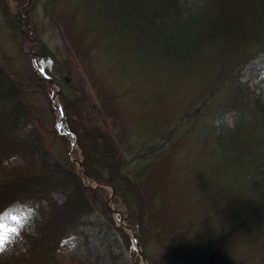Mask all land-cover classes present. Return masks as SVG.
Listing matches in <instances>:
<instances>
[{"label":"trees","instance_id":"16d2710c","mask_svg":"<svg viewBox=\"0 0 264 264\" xmlns=\"http://www.w3.org/2000/svg\"><path fill=\"white\" fill-rule=\"evenodd\" d=\"M176 1H85L88 13H95L94 15L99 18L104 17V20H108L104 29L100 30L110 33L117 31L119 35L122 34L121 37L125 33L135 35L134 38H137L135 42H139L141 47L144 46L143 50L145 49V53L151 56V62L145 63L146 68L151 69L150 66L155 65L157 69H160L163 63L166 65L172 63L180 65L182 75L187 74L188 76V82L194 79L199 86L203 87V91L196 92V97L192 98L189 94L191 90L190 83H188L189 90L187 95L178 103L172 105L171 108L164 107V114L162 109L153 114L151 113L152 110H148L144 114L145 109L141 113L136 111L134 115L135 110L131 109L136 108L132 104L134 103L132 100H135V96L131 94L133 90L126 91L125 95L128 98L123 102L121 101L122 95L118 94L117 88L115 90L110 89L109 87L112 84L109 86L106 80L104 82L96 75V78L94 77L95 80L91 77V82L95 83L99 88L101 87L99 89L101 92L98 90V93H101L104 99L101 97L102 102L94 101L89 104L88 91L74 82L71 60L67 57L60 60L59 62L62 61L61 65L57 56L53 55L54 52L40 38V33L35 27L36 24L31 19L28 21V18H22V14L30 13L31 15L35 0H0V18L5 21L7 29L12 32L11 37L13 39L16 38V42L22 46L25 45L29 52H33V49L36 50L38 55H34L42 56L44 59L51 61L47 72L54 80L60 83L61 91L59 97L63 107V124L69 132L76 136V144L77 146L80 145L83 150V166L89 175L98 182H107L114 187V201L117 204L121 202L124 204L126 220L133 228L138 230L139 241L144 247L143 255L147 261L154 262V264H264V104H262V95L255 93L250 85V80H246L247 82L243 80V70L250 64V61L256 57L264 58V0ZM11 2H16L12 8L10 7ZM142 8L145 9L143 10ZM110 25H113L115 30H111ZM92 28L95 32V27ZM59 31L62 34L60 26ZM81 36L82 34L76 35V42L74 43L84 54V60L87 58L88 52L91 50L94 52V44L100 41H93L94 44L92 42L90 49H87L82 44V40L79 39ZM21 39L22 41H20ZM78 39L79 41L77 42ZM36 45L38 48H35ZM133 48L132 50L134 51L135 47ZM118 49V51L113 49V52L117 53H112L110 55L111 58H104L106 65L113 59L115 60V58L118 60L121 56L119 52L122 49L129 50L128 46L123 48L121 46ZM133 51L129 50L128 52L137 57ZM37 56L35 57L37 58ZM95 58L97 57H90L91 60ZM121 58L123 57L121 56ZM137 58L141 60L139 56ZM5 59L7 65L5 64L4 66V63L0 62V118L3 119L5 117L2 122L7 131L2 130L1 126L0 167H3L4 163L18 155L27 157L33 156V154L38 152L41 154L48 152V147L42 143L44 139H41L39 132L34 131L25 134L26 136L19 135L21 131H24L25 122L28 119L31 120L30 117H32L33 111L32 107L24 101L19 92H22L24 87L27 89V82L31 79L26 81L24 74L13 73L11 59L8 57H5ZM230 59L233 61L232 63H230ZM130 61L126 59V62ZM137 61L134 62L136 70L130 63L124 64V68L125 70L128 69L133 77L132 83L138 84L137 87L141 89L142 74L141 71H137L141 66ZM213 62L214 65H212ZM120 64L122 65L121 62L114 63L118 72L123 69L121 66L119 67ZM141 64L144 65L143 60ZM222 64L224 72H221ZM215 66L217 69L219 67L220 71H218L219 69L216 70ZM231 68L232 71H230ZM240 71L241 73H239ZM103 77L105 78V76ZM45 82L49 84L50 81L46 80ZM191 83L195 84L194 82ZM106 86L108 88H105ZM64 88L67 92H65ZM192 88L194 89V85H192ZM106 89L110 91L108 92ZM111 91L114 93L112 94ZM158 102H154L156 107ZM70 105H73L74 109ZM186 106H190L191 109ZM76 108L78 110L82 109L79 114L76 113ZM172 108L174 109L172 110ZM182 108H184V111H181ZM109 109H113L114 113L118 114V117L115 115L109 118L108 114H106ZM157 109H160V107L158 106ZM164 109H169V112ZM170 110H172L171 113ZM127 112L129 116L125 114ZM227 112H235L234 121L236 124L233 126L217 124V118H221ZM74 114L80 115L79 118L73 119ZM175 114L179 116L176 120L174 118ZM197 118L201 119L198 120ZM109 119H111L110 124L116 127L114 130L109 127V124L108 126L106 124ZM98 121L99 123H97ZM239 121L241 125L238 123ZM187 124L192 126L188 127ZM150 127L152 128L150 129ZM118 128L119 133L115 134ZM193 129L195 130L193 131ZM60 135L67 138L69 134L60 133ZM132 135L134 138H132ZM191 136L193 137L191 138ZM139 137L140 139H138ZM68 146H71L70 140ZM139 146L140 148H138ZM40 153H38V156H40ZM218 154L220 157H218ZM127 157H130L131 161ZM190 157L195 160L200 159L204 166L203 168L208 169L215 179V183H211V187L206 186V195L210 189H213L216 191V195L220 197L221 204H223L222 208L220 207V211L218 210L219 207H217L218 209H215L214 212H212L211 205L208 204L206 210L210 209V212L203 217L201 216L202 218L199 220L195 219V216L199 213L202 214V211L184 212L186 205L190 201H194L190 198L201 194L203 191L201 184H204L203 181L200 184L197 183L192 189L189 185L184 184L185 181H191L192 177L191 174H188L189 176L187 174L184 175L185 165L181 162L189 160ZM33 164L36 163L33 162ZM74 170L73 164L64 172L56 170V173L50 172L46 168L44 171L40 169L35 172L36 182L28 180L31 177L30 175L17 179L12 178L9 173L0 176V225L6 223L11 225V217L18 210H37L41 217L36 221L34 235L26 233L28 237L26 239L27 248L23 253L15 257V262L21 260V264H40V261L42 262L43 259L52 257L51 253L60 249L59 247L63 240L78 234L82 219H79L77 213L65 218L64 226L60 221H56V218H60L55 215L54 209L57 205L52 204L49 207L51 203L50 193L55 191L57 186L65 183H67V186H65L66 189L64 190L69 192V196L81 203L84 202L79 192L82 189H91L86 188L82 184V180L75 175ZM45 172L48 173L49 177H46L48 179L44 181ZM176 174L182 175L178 176ZM171 175L173 176L171 177ZM231 176L238 182L232 187L225 183L227 177L232 179ZM174 180L181 184L173 189L172 184L176 183ZM199 190L200 192H196ZM184 193L187 196L183 206L180 202ZM227 197H229L228 200ZM221 199L225 203H231V207L234 206L233 208L230 207L231 209L229 210L231 212L223 208L225 203ZM97 201L95 202L96 204ZM100 201L97 204V208L105 212L106 201ZM46 206L49 209L47 211L45 210ZM100 210L99 212H101ZM217 217H220V225L218 224L213 228L204 226L207 222L210 223V219L207 218L217 219ZM223 218H226L225 221ZM193 225H195L194 228ZM214 228L217 229L212 230ZM195 230L198 232L196 233ZM173 244L175 245L174 247ZM129 245L130 247L132 245L131 239ZM168 249L170 250L168 251ZM0 255V264H7L8 258L2 256L1 253ZM169 255L170 257H168Z\"/></svg>","mask_w":264,"mask_h":264},{"label":"rangeland","instance_id":"374dc122","mask_svg":"<svg viewBox=\"0 0 264 264\" xmlns=\"http://www.w3.org/2000/svg\"><path fill=\"white\" fill-rule=\"evenodd\" d=\"M85 1L86 0H35L34 7L31 10L32 11L31 15L30 13H25V14H22V18L24 19L25 17V18H28V20L33 19L32 21L33 23L36 24L35 27L38 29L40 33V36H41L40 38L42 39L43 42H45L48 45L49 49L52 52L55 51L53 55H56L59 61L63 60L66 57L69 58L71 62L73 60L71 64V69H72V72L74 71L73 78H76L74 79V82L79 86L80 84H82V87L86 91H88V93L90 91V95L88 96L89 103H92L94 101H100L99 97L101 98V95H99L98 93V90L100 88L91 82V76L94 77L95 75L98 77L101 76L100 78L102 81L106 79L107 83H109V86L111 82L112 85L109 88L112 90H115L117 88L118 92H120L119 94L122 95L121 101L125 99L127 100L128 98L125 95L126 94L125 90L126 91L133 90L134 93L132 92L131 94L132 96H135V100L133 102H134V105H136L135 107L137 109L135 108L136 109L135 111L137 112H141L142 110H145V109H146L145 112H147L148 110L153 111L156 107L154 104L155 101H160L157 104L158 106L163 104L162 105L163 107L159 106L160 107L159 110L161 109L163 110L164 107H167V108L171 107L173 103H174L173 105H175L176 103L179 102V100H182L187 95L188 90H189L188 83H190L191 90L189 94L190 96H192V98L196 97V92L203 91V87L199 86L198 83L194 81V79L188 82L187 74L182 75L180 67L176 64H172V65L169 64L168 66L164 64L162 65L160 70L157 69L155 65H151L150 66L151 69L146 68L145 63L151 62L150 61L151 56L145 53L140 43L134 42L135 41V38L133 37L134 34L125 33L123 37H121L122 34L119 35L117 31L109 33L108 31L100 30V29H104V27L107 24L106 22H108V20L107 21L104 20L103 19L104 17L99 18L98 16L94 15L95 13H88L86 11L87 5ZM14 3L16 2H11L10 4L11 8L13 7ZM65 12H69V13H65ZM5 24H6L5 21L0 18V45H1L0 46V50H1L0 51V56H1L0 62L5 63V60H6L5 57L10 58L11 59L10 62L12 63V66H13L12 72L18 73L19 75L24 74L26 81L27 79H31L27 82L28 83L27 89L24 87L22 89L21 94H22V97L23 95H25L23 97L24 101H26V103L33 109L32 117H31V121L30 119H28L29 121L27 120V122H25V127L23 129L24 131H21L20 132L21 134L19 135L22 136V135H25L26 133L29 134L34 131L41 133V136H43L42 138L44 139L45 144L48 147V152L44 154H40V156H38L39 155L38 153L40 152L33 154V156H27V157H22V155H18L17 157L8 160L7 163H4L3 167H0V176L5 173L6 174L9 173V175H11L12 178L17 179L20 177L25 178L27 175H30L31 177H29L28 180L36 182L35 172H38L40 169L44 171L46 168V170H49L50 172H56V173H57L56 170L64 172L66 169L71 167V164H73L74 169H75L74 170L75 175L80 177V179L82 180V184L86 188H90L92 190L91 191V190L82 189V191L79 192L81 197L84 199V202L82 203L77 201L73 197L71 198V196H69V192L64 190L66 189L65 186H67V183L61 186H57L55 191L50 193L51 203L49 204V207L52 204H56L57 206L54 209L55 215L60 217V218H56V221H60L65 226V220H66L65 218L70 217L74 215L75 213H77L79 219H82V224L79 226L78 234H74L66 238L65 240H63L62 244H60V247H59L60 249L56 250L55 252H52L51 253L53 255L52 257L50 258L47 257L43 259L42 262L40 261V264H154V262H149V261L145 262L142 260L141 253L143 254L144 247H142L139 241L138 230L133 228V226H131L129 222L126 220V215L124 214V209H125L124 204L122 202L117 204L116 201H114L115 199L114 187L110 183H107V182L100 183L96 179H94L91 175H89V173L86 171L85 167L83 166L84 164L83 163L84 161L83 150L79 145L77 146V144L74 142L75 141L74 135H73V138L70 135H68L67 138L66 137L63 138L59 136L60 126H61L60 117H61V114L63 113V109H62L63 107H62L60 97H59L61 87L59 84H57L55 80L52 82H49V84L46 83L45 82L46 78L43 77L44 73L36 72L35 70L36 68L35 64H37V66L40 68L39 70L43 69L44 72L48 74L47 70L51 65V61L49 59H44L42 56H37L38 52L36 50H33V52L30 51L31 52L30 53L27 50L25 45H23L24 46L23 47L21 44H18V42H16L15 39L11 37L12 32L7 29ZM59 26L62 28V34L59 31ZM92 27H95V32ZM110 29L115 30L113 25L112 26L110 25ZM86 30H88L87 33H86ZM83 31L84 33H82ZM81 33L85 35L84 37L81 36L82 44L85 43L83 45H85L87 48L90 47L93 41H97L98 40L97 38H99L98 41L100 42L104 41L103 44L99 42L100 46H98V44L94 45L95 47L94 52L96 54L91 50L92 51L91 54L92 53L93 54L89 55L90 52H88V56L86 55L89 58L95 55L97 57L95 58L96 61L95 59L91 60L88 58L83 60L84 55L82 51L80 50L79 47L76 48L77 46L73 44L75 40V36ZM88 37H91V38H88ZM129 39H132V40L129 41ZM84 41H87V42L89 41L90 43H87ZM118 41L120 42L122 41V42L120 43ZM111 42L113 43V45ZM109 43L111 44L109 45ZM101 44H102V47L104 46L103 48L101 47ZM66 46L70 47V49L67 48ZM116 46L117 48L121 46L122 47L128 46V49L131 51L133 47H135V51L136 49L137 50L139 49L138 51L136 52L133 51V52L136 54L137 52L140 51L136 55L141 56V59L144 58L143 59L144 65L141 64L142 60H139L135 55H131L129 54L128 51H125V50H121L120 52V55L122 57L124 56L123 60H119L120 58L119 57L118 60L116 61L113 60L114 62L111 61L109 64L106 65L104 59L102 58H106L107 56L109 57L113 53V49H117L115 48ZM105 47L107 48L108 53H106V49H104ZM109 51L112 53H110ZM68 53L70 55H67ZM34 54H37V55H34ZM35 56H37L36 59H34ZM98 58L102 59V61L98 60ZM126 59H129L131 61L126 62ZM120 61H122L121 63L123 65V69L121 70L120 74H118L119 72L116 70L114 63L120 62ZM135 61L140 63V66H141L137 69V71L138 72L141 71V74L143 77L141 78L142 80L141 89L142 90L137 87L138 84L132 83V81L134 80L133 77L130 75L128 69L126 68L127 70H125L124 68V64L132 63L131 65L135 69V63H134ZM88 62H91V64L93 63L94 64L89 65L90 63L88 64ZM97 62L100 65L101 64L102 65L100 66ZM98 65L100 68L97 67ZM101 68L103 69L101 70ZM89 69L92 71V73L94 74L96 72L97 73L94 75L89 71ZM108 69H111V70H108ZM107 71H110V72L112 71V72L110 73ZM113 71L115 74L113 73ZM122 72H124V74H122ZM164 72L166 73L163 74ZM113 74H114L115 79L112 78ZM103 76H105V78ZM263 76H264V58L263 57H256L243 70V80L246 81L251 78L250 85L252 86V89H254L257 95H262V101L264 104V77ZM80 77H82V79ZM107 77H109L110 79ZM113 79H114V82H113ZM151 81L154 83H152ZM191 82H194L195 84ZM113 84H115L116 86ZM192 85H194V89L196 88L195 90L192 88ZM186 86H188V88H186ZM163 87L164 89H161ZM151 88L154 90L152 91ZM107 91L109 92L110 90L108 89ZM156 91L159 92L160 94L157 93ZM161 92L163 93V95ZM146 93H148L149 96ZM145 94L147 95V97H143L145 96ZM123 95L125 96V99ZM197 95H199V93H197ZM50 102L52 103L50 104ZM142 104L145 106H143ZM70 106L72 109H74L73 105H70ZM147 106H149L150 109L148 107V110H147ZM159 110L155 109L154 112L159 111ZM168 110L169 109H166V111ZM172 110L170 112H172ZM79 112H81V109L76 111L77 114H79ZM154 112H152V114ZM77 114H74L73 119L79 118ZM106 114H108L109 118L115 115H117L118 117V114L114 113L113 109L107 110ZM34 115H35V118H34ZM233 116H235V112H227L221 118H217V121H218L217 123L233 126L235 124ZM174 117L178 118V114H175ZM4 118L3 119L0 118V129L2 126V130L7 131V128L3 126V122H2ZM110 123H111V119H109V121L106 124L107 126L109 124V127L114 130L116 127L114 125H111ZM54 128L56 129V131ZM48 130L51 131L52 133L49 132ZM6 131H3V132H6ZM118 131H119V128L115 134H118L119 133ZM46 133L49 135H46ZM69 140H70L71 146L73 147L68 146ZM33 162H35L36 164H33ZM181 163L185 165L184 170H183L185 172L184 175L191 174V177H192L191 181L189 182L185 181L184 184H186L187 186L189 185V187L192 189L195 183L200 184L201 181L204 182V184H201L203 191L201 192L200 195L193 196L190 198V199H194V201H190L192 202V204L189 202L188 203L189 205L188 204L186 205L184 212L192 213L195 211H202L203 212L202 214L199 213L195 216V219L199 220L205 214H208L210 212V209L206 210V206L208 205L209 202H210L209 205H211L212 207V212H214L217 207H219V211H220V207H222L221 206L222 204L219 202L220 197L216 195V191H214L213 189H210L211 191L209 190L210 192H208L209 195L208 194H207L208 196L206 195L205 187L206 186L211 187L212 186L211 183H215L214 182L215 179L213 175L210 173V171L206 168H203L204 166L200 162V159L195 160L193 157H190L189 160H185ZM45 174H46L45 178H43L44 181L48 179L46 177H49L48 173L45 172ZM231 177L232 179L227 177L225 179V183H228L232 187L233 185L235 186L238 182L233 178V176ZM180 184H181L180 182L173 183L172 188L174 189ZM186 196L187 195L185 193L181 196L180 203L183 204V206L185 203ZM95 200L96 201L98 200L97 204L101 202L100 200L106 201L105 212H102L99 208H97V204L95 203L96 202ZM222 202L225 203L224 201ZM230 207L231 206L229 203H226L223 206L224 209H227V211L231 212V210H229ZM98 209L101 212H99ZM45 210L46 211L49 210L48 206L45 207ZM40 218L41 217L39 216V212L37 210L18 211L11 217V225H8L7 223L4 225H0V249H2L0 250V253L2 254V256H6L8 258L7 264H17V262L18 264L22 263L21 260H17V262H15V257L23 253L24 250H26L27 248L26 239L28 238L26 233H29V234L35 233V229H36L35 224H36V221L39 220ZM207 219H210V223L207 222L206 225L212 228L217 226L218 224L220 225L221 223L220 217H217V219L215 218H207ZM217 228H214L212 230H216ZM134 235H136L138 239L137 249L135 247L136 240L133 241V238H132V237L135 238ZM130 239L132 241L131 247L129 245ZM140 249H142L141 252L139 251Z\"/></svg>","mask_w":264,"mask_h":264},{"label":"bare ground","instance_id":"6f19581e","mask_svg":"<svg viewBox=\"0 0 264 264\" xmlns=\"http://www.w3.org/2000/svg\"><path fill=\"white\" fill-rule=\"evenodd\" d=\"M175 1H176V0H175ZM184 1H186V0H184ZM176 2H177V1H176ZM179 2H180V1H179ZM179 2H178V3H179ZM181 2H182V1H181ZM188 2H189V1H188ZM77 3H78V2H77ZM144 3H145V2H144ZM191 3H192V2H191ZM13 5H14V4H13ZM140 5H141V4H140ZM175 5H176V3H175ZM182 5H183V4H182ZM183 6H184V5H183ZM129 7H130V5H129ZM145 7H146V6H145ZM180 7H182V6H180ZM69 8H70V7H69ZM147 8H148V7H147ZM176 8H179V7H176ZM187 8H188V6H187ZM27 9H28V8H27ZM65 9H66V7H65ZM142 9L144 10L145 8H142ZM142 9H140V10H142ZM157 9H158V8H157ZM181 9H182V8H181ZM183 9H184V8H183ZM28 11H29V10H28ZM67 11H68V10H67ZM69 11H70V10H69ZM183 11H184V10H183ZM185 11H186V10H185ZM171 12H173V11H171ZM175 12H176V11H175ZM65 13H69V12H65ZM176 13H177V12H176ZM14 14H15V13H14ZM16 15H17V14H16ZM76 15H77V14H76ZM146 15H147V14H146ZM144 16H145V15H144ZM155 16H156V15H155ZM176 16L178 17V15H176ZM173 17H174V16H173ZM17 18H18V17H17ZM20 18H21V17H20ZM66 18H68V17H66ZM135 19H136V18H135ZM181 19H182V18H181ZM27 20H28V19H27ZM32 20H33V19H32ZM65 20H66V19H65ZM77 20H78V19H77ZM178 20H179V19H178ZM28 21H29V20H28ZM81 21H82V20H81ZM75 22H77V21H75ZM136 22H137V21H136ZM14 23H15V22H14ZM139 23H140V22H139ZM82 24H83V23H82ZM84 25H85V24H84ZM89 25H90V24H89ZM82 26H83V25H82ZM79 28H80V27H79ZM79 28H78V29H79ZM89 28H90V27H89ZM69 29H70V28H69ZM72 29H73V28H72ZM74 29H75V27H74ZM90 29H91V28H90ZM17 30H18V29H17ZM82 30H83V29H82ZM88 30H89V29H88ZM88 30H86V33H87ZM121 30H122V29H121ZM80 31H81V30H80ZM13 32H14V31H13ZM15 32H16V31H15ZM34 32H35V31H34ZM72 32H73V31H72ZM74 32H76V31H74ZM77 33H78V32H77ZM79 33H80V32H79ZM82 33H84V31H83ZM82 33H81V34H82ZM109 33H110V32H109ZM16 34H17V33H16ZM35 34H36V33H35ZM81 34H80V35H81ZM113 34H115V33H113ZM13 35H14V34H13ZM115 35H117V34H115ZM29 36H30V35H29ZM35 36L38 37L37 35H35ZM73 36H75V35H73ZM77 36H78V35H77ZM82 36L84 37L85 35L82 34ZM89 36H90V35H89ZM111 36H112V35H111ZM111 36H110V37H111ZM17 37H18V36H17ZM19 37H20V36H19ZM79 37H80V36H79ZM86 37H87V36H86ZM96 37H97V36H96ZM133 37H135V35H134ZM158 37H159V36H158ZM75 38H76V37H75ZM88 38H91V37H88ZM104 38H105V37H104ZM130 38H131V37H130ZM138 38H139V37H138ZM15 39H16V38H15ZM17 39H18V38H17ZM62 39H63V38H62ZM79 39H81V38H79ZM79 39L77 40V42L79 41ZM82 39H84V38H82ZM97 39L99 40V38H97ZM108 39H109V38H108ZM111 39H112V38H111ZM111 39H110V40H111ZM90 40H91V39H90ZM98 40H97V41H98ZM105 40H106V39H105ZM131 40H132V39H129V41H131ZM135 40H137V38H135ZM20 41H22V39H21ZM68 41H69V39H68ZM71 41H72V40H71ZM80 41H81V40H80ZM102 41H103V40H102ZM24 42H25V41H24ZM31 42H32V41H31ZM74 42H76V41L74 40ZM84 42H87V41H84ZM103 42H104V41H103ZM118 42H120V41H118ZM121 42H122V41H121ZM121 42H120V43H121ZM132 42H133V41H132ZM134 42H135V41H134ZM21 43H22V42H21ZM28 43H29V42H28ZM32 43H33V42H32ZM87 43H90V42L88 41ZM96 43H97L98 46H99V44H100L101 42H100V43L96 42ZM111 43H112V42H111ZM111 43H109V45H110ZM120 43H119V44H120ZM138 43H139V42H138ZM18 44H19V43H18ZM24 44H25V43H24ZM65 44H66V43H65ZM65 44H64V45H65ZM69 44H70V43H69ZM73 44H75V43H73ZM78 44H79V43H78ZM78 44H77V45H78ZM83 44H85V43H83ZM93 44H94V42H93ZM102 44H103V43H102ZM102 44H101V47H102ZM129 44H130V43H129ZM132 44H133V43H132ZM132 44H131V45H132ZM71 45H72V44H71ZM75 45H76V44H75ZM94 45H95V44H94ZM112 45H113V43H112ZM134 45H135V44H134ZM152 45H153V44H152ZM0 46H1V45H0ZM20 46H21V45H20ZM33 46H34V45H33ZM38 46H39V45H38ZM69 46H70V45H69ZM78 46H79V45H78ZM118 46H119V45H118ZM136 46H137V45H136ZM149 46H150V45H149ZM2 47H3V46H2ZM23 47H24V46H23ZM31 47H32V46H31ZM36 47H37V45L35 46V48H36ZM66 47H67V46H66ZM72 47H73V46H72ZM91 47H92V46H91ZM101 47H100V48H101ZM103 47H104V46H103ZM103 47H102V48H103ZM139 47H140V46H139ZM143 47H144V46H143ZM143 47H142V48H143ZM37 48H38V47H37ZM50 48H51V47H50ZM76 48H78V47H76ZM76 48H75V49H76ZM94 48H95V47H94ZM96 48H98V47H96ZM102 48H101V49H102ZM109 48H110V47H109ZM109 48H108V49H109ZM115 48H117V46H116ZM118 48H120V47H118ZM118 48H117V49H118ZM122 48H123V47H122ZM129 48H130V47H129ZM151 48H152V47H151ZM69 49H70V48H69ZM71 49H72V48H71ZM87 49H88V48H87ZM89 49H90V48H89ZM104 49H106V53H108V52H107V48L105 47ZM117 49H115L114 51H118V50H119V49H118V50H117ZM130 49H131V48H130ZM133 49H134V48H133ZM149 49H150V48H149ZM152 49H153V48H152ZM33 50H34V49H33ZM40 50H41V49H40ZM42 50H43V49H42ZM83 50L86 51L85 49H83ZM96 50H98V49H96ZM109 50H110V49H109ZM122 50H123V49H122ZM138 50H139V49H138ZM138 50L136 49V51H138ZM144 50H145V49H144ZM146 50H147V49H146ZM0 51H1V50H0ZM48 51H49V50H48ZM69 51H70V50H69ZM125 51H127V50L125 49ZM128 51H129V50H128ZM132 51H133V50H132ZM134 51H135V50H134ZM39 52H40V51H39ZM41 52H43V51H41ZM54 52H55V51H54ZM71 52H72V51H71ZM86 52H87V51H86ZM109 52H110V51H109ZM120 52H121V51H120ZM120 52H119V54H120ZM139 52H140V51H139ZM139 52H137V53H139ZM141 52H142V51H141ZM152 52H153V51H152ZM160 52H161V51H160ZM43 53H44V52H43ZM47 53H48V52H47ZM94 53H95V52H94ZM102 53H103V52H102ZM110 53H112V52H110ZM115 53H117V52H115ZM115 53L113 52V54H115ZM137 53H136V54H137ZM148 53H149V51H148ZM150 53H151V52H150ZM68 54H69V53H68ZM92 54H93V53H92ZM92 54H91V51H90L89 55H92ZM95 54H96V53H95ZM125 54H126V52H125ZM130 54H132V53H130ZM133 54H134V53H133ZM144 54H145V53H144ZM51 55H52V54H51ZM62 55H63V54H62ZM69 55H70V54H69ZM83 55H84V54H83ZM103 55H104V54H103ZM108 55H109V54H108ZM117 55H118V54H117ZM244 55H245V54H244ZM246 55H247V54H246ZM251 55H252V54H251ZM251 55H250V56H251ZM46 56H47V55H46ZM87 56H88V55H87ZM87 56H86V57H87ZM93 56H95V55H93ZM93 56H92V58H93ZM97 56H98V55H97ZM104 56H105V55H104ZM118 56H120V55H118ZM161 56H162V55H161ZM0 57H1V56H0ZM101 57H103V56H101ZM107 57H108V56H107ZM109 57H110V56H109ZM112 57H113V56H112ZM116 57H117V56H116ZM128 57H129V56H128ZM132 57H133V56H132ZM132 57H131V58H132ZM137 57H138V56H137ZM139 57L141 58V56H139ZM146 57H147V56H146ZM246 57H247V56H246ZM87 58L90 59L89 57H87ZM110 58H111V57H110ZM114 58H115V56H114ZM117 58H118V57H117ZM120 58H121V56H120ZM120 58H119V60H123L124 56H123L122 59H120ZM125 58H126V57H125ZM129 58H130V57H129ZM172 58H173V57H172ZM102 59H104V58H102ZM102 59H99V58H98V60H100V61H101ZM135 59H136V58H135ZM138 59H139V58H138ZM143 59H144V58H142L141 60H143ZM173 59H174V58H173ZM243 59H245V58H243ZM84 60H85V59H84ZM98 60H97V61H98ZM107 60H108V59H107ZM107 60H106V61H107ZM113 60H114V59H113ZM115 60H116V59H115ZM124 60H125V59H124ZM154 60H155V59H154ZM154 60H153V61H154ZM184 60H185V59H184ZM240 60H241V59H240ZM240 60H239V61H240ZM29 61H30V60H29ZM54 61H55V60H54ZM95 61H96V59H95ZM110 61H111V60H110ZM127 61H128V59H127ZM8 62H9V60H8ZM58 62H59V60H58ZM61 62H62V61H61ZM61 62H59V63H61ZM64 62H65V61H64ZM69 62H70V61H69ZM72 62H73V60H72ZM93 62H94V61H93ZM98 62H99V61H98ZM98 62H97V63H98ZM107 62H108V61H107ZM113 62H114V61H113ZM120 62H122V61H120ZM158 62H159V59H158ZM169 62H170V61H169ZM202 62H203V60H202ZM223 62H224V61H223ZM232 62H233V61H231V59H230V63H232ZM240 62H241V61H240ZM250 62H251V61H250ZM30 63H31V62H30ZM56 63H57V62H56ZM89 63H90V64H89ZM95 63H96V62H95ZM155 63H157V62H155ZM181 63H182V62H181ZM181 63H180V64H181ZM184 63H185V62H184ZM207 63H208V62H207ZM210 63H211V62H210ZM217 63H218V62H217ZM219 63L221 64V62H219ZM230 63H229V64H230ZM241 63H242V62H241ZM246 63H247V62H246ZM68 64H70V63H68ZM88 64L91 65V62H88ZM93 64H94V63H93ZM93 64H92V65H93ZM98 64H99V63H98ZM105 64H106V63H105ZM130 64H132V63H130ZM158 64H159V63H158ZM172 64H173V63H172ZM172 64H171V65H172ZM61 65H62V63H61ZM82 65H83V64H82ZM89 65H88V66H89ZM99 65H100V64H99ZM99 65H98L97 67H99ZM101 65H102V64H101ZM101 65H100V66H101ZM162 65H164V63H163ZM209 65H210V64H209ZM209 65H207V66H209ZM212 65H214V62L212 63ZM227 65H228V63H227ZM227 65H226V66H227ZM4 66H5V63H4ZM66 66H68V65H66ZM120 66L123 68V66H122L121 64L119 65V67H120ZM167 66H168V65H167ZM179 66H180V65H179ZM218 66H220V65L218 64ZM229 66H230V65H229ZM232 66H233V65H232ZM232 66H231V67H232ZM235 66H236V65H235ZM1 67H2V66H1ZM6 67H7V66H6ZM14 67H15V66H14ZM57 67H58V65H57ZM82 67H84V66H82ZM95 67H96V66H95ZM95 67H94V68H95ZM102 67H103V66H102ZM115 67H116V66H115ZM119 67H117V68H119ZM130 67H131V66H130ZM158 67H159V66H158ZM160 67H162V66H160ZM160 67H159V68H160ZM209 67H210V66H209ZM212 67H214V66H212ZM215 67H216V66H215ZM99 68H100V67H99ZM108 68H110V67H108ZM111 68H112V67H111ZM203 68H204V67H203ZM205 68H206V67H205ZM223 68H224V67H223V64H222V70H221V72H224V71H223ZM228 68H229V67H228ZM233 68H234V67H233ZM9 69H10V68H9ZM35 69H36V68H35ZM54 69H55V68H54ZM60 69H61V68H60ZM102 69H103V68H101V70H102ZM112 69H113V68H112ZM155 69H156V68H155ZM167 69H168V68H167ZM171 69H172V68H171ZM206 69H207V68H206ZM211 69H212V68H211ZM218 69H219V70H218ZM218 69H217V67H216V70L220 71V68H219V67H218ZM240 69H241V68H240ZM58 70H59V69H58ZM81 70H82V69H81ZM108 70H111V69H108ZM116 70H117V69H116ZM121 70H122V69H121ZM159 70H160V69H159ZM161 70H162V69H161ZM12 71H13V70H12ZM14 71H15V70H14ZM47 71H48V70H47ZM54 71H55V70H54ZM56 71H57V70H56ZM71 71H72V70H71ZM82 71H83V70H82ZM87 71H88V70H87ZM89 71L92 73V71H91L90 69H89ZM98 71H99V70H98ZM105 71H106V70H105ZM105 71H104V72H105ZM119 71H120V70H119ZM123 71H124V70H123ZM163 71H164V70H163ZM230 71H232V68H231ZM7 72H8V71H7ZM23 72H24V71H23ZM28 72H29V71H28ZM30 72H31V71H30ZM65 72H67V71L65 70ZM107 72H110V71H107ZM111 72H112V71H111ZM111 72H110V73H111ZM116 72H117V71H116ZM120 72H121V71H120ZM120 72H119L118 74H120ZM149 72H150V71H149ZM151 72H152V71H151ZM156 72H157V71H156ZM168 72H169V71H168ZM172 72H173V71H172ZM204 72H205V71H204ZM225 72H226V71H225ZM13 73H14V72H13ZM32 73H33V72H32ZM63 73H64V72H63ZM67 73H68V72H67ZM73 73H74V71H73ZM88 73H89V72H88ZM96 73H97V72H96ZM96 73H95V74H96ZM105 73H106V72H105ZM113 73H114V71H113ZM165 73H166V72H164L163 74H165ZM226 73H227V72H226ZM228 73H229V72H228ZM239 73H241V71H240ZM56 74H58V73H56ZM85 74H86V73H85ZM92 74H94V73H92ZM95 74H94V75H95ZM107 74H108V73H107ZM114 74H115V73H114ZM114 74H113V77H112V78H114ZM122 74H124V72H122ZM169 74H170V73H169ZM236 74H237V73H236ZM7 75H8V74H7ZM7 75H5V76H7ZM63 75H64V74H63ZM72 75H74V74H72ZM79 75H80V74H79ZM104 75H105V74H104ZM140 75H141V74H140ZM143 75H144V74H143ZM257 75H258V74H257ZM261 75H262V74H261ZM10 76H11V75H10ZM61 76H62V75H61ZM80 76H81V75H80ZM87 76H88V75H87ZM99 76H100V75H99ZM107 76H108V75H107ZM109 76H110V75H109ZM115 76H117V75H115ZM173 76H174V74H173ZM251 76H252V75H251ZM35 77H36V76H35ZM43 77H44V76H43ZM59 77H60V75H59ZM84 77H85V76H84ZM91 77H92V76H91ZM94 77H95V76H94ZM94 77H93V79H94ZM100 77H101V76H100ZM263 77H264V76H263ZM10 78H11V77H10ZM55 78H57V77H55ZM78 78H79V77H78ZM80 78L82 79V77H80ZM95 78H96V77H95ZM98 78H99V77H98ZM98 78H97V79H98ZM107 78H109V77H107ZM119 78H121V77H119ZM135 78H136V77H135ZM141 78H142V76H141ZM164 78H165V77H164ZM259 78H260V77H259ZM63 79H64V78H63ZM74 79H76V78H74ZM83 79H84V78H83ZM91 79H92V78H91ZM109 79H110V78H109ZM114 79H115V78H114ZM114 79H113V82H114ZM250 79H251V78H250ZM250 79H249V80H250ZM57 80H58V79H57ZM87 80H88V79H87ZM94 80H95V79H94ZM105 80H106V79H104V82L107 81V80H106V81H105ZM118 80H120V79H118ZM108 81H109V80H108ZM121 81H122V80H121ZM164 81H165V79H164ZM260 81H261V80H260ZM63 82H64V81H63ZM77 82H78V81H77ZM84 82H85V81H84ZM94 82H95V81H94ZM100 82H101V81H100ZM117 82H118V81H117ZM151 82H152V81H151ZM245 82H247V81H245ZM250 82H251V81H250ZM67 83H68V82H67ZM86 83H87V81H86ZM152 83H154V82H152ZM155 83H156V82H155ZM163 83H164V82H163ZM165 83H167V82H165ZM27 84H28V83H27ZM58 84L60 85V83H58ZM89 84H90V83H89ZM94 84H95V83H94ZM108 84H109V83H108ZM110 84H112V83L110 82ZM145 84H147V83H145ZM16 85H17V84H16ZM46 85H47V84H46ZM53 85H54V83H53ZM95 85H96V84H95ZM97 85H98V83H97ZM106 85H107V84H106ZM113 85H115V84H113ZM123 85H124V83H123ZM115 86H116V85H115ZM115 86H113V87H115ZM139 86H141V85H139ZM154 86H155V84H154ZM160 86H161V85H160ZM255 86H256V85H255ZM64 87H65V86H64ZM78 87H79V86H78ZM80 87L83 88V87H82V84H80ZM91 87H92V86H91ZM141 87H142V86H141ZM148 87H150V86H148ZM151 87H152V86H151ZM244 87H245V86H244ZM29 88H30V87H29ZM76 88H77V87H76ZM100 88H101V87H100ZM105 88H108V87L106 86ZM186 88H188V86H186ZM43 89H44V88H43ZM45 89H46V88H45ZM64 89H65V88H64ZM86 89H87V88H86ZM92 89H93V88H92ZM120 89H121V88H120ZM161 89H164V87L161 88ZM190 89H191V88H190ZM195 89H196V88H195ZM195 89H194V90H195ZM38 90H39V89H38ZM58 90H59V89H58ZM65 90H66V89H65ZM93 90H94V89H93ZM103 90L105 91V89H103ZM107 90H108V89H107ZM141 90H142V89H141ZM151 90L153 91L154 89L151 88ZM17 91H18V90H17ZM45 91H46V90H45ZM50 91H51V90H50ZM99 91H100V90H99ZM130 91H131V90H130ZM137 91H138V90H137ZM144 91H145V90H144ZM160 91H162V90H160ZM15 92H16V91H15ZM23 92H24V91H23ZM38 92H39V91H38ZM55 92H56V91H55ZM65 92H67V90H66ZM72 92H73V91H72ZM76 92H77V91H76ZM100 92H101V91H100ZM105 92H106V91H105ZM111 92H112V91H111ZM111 92H110V93H111ZM125 92H126V90H125ZM139 92H140V91H139ZM146 92H147V91H146ZM156 92H157V91H156ZM189 92H190V91H189ZM17 93H18V92H17ZM19 93H21V92H19ZM46 93H47V92H46ZM63 93H64V92H63ZM113 93H114V92H112V94H113ZM119 93H120V92H119ZM119 93H118V94H119ZM133 93H134V91H133ZM157 93H159V92H157ZM157 93H156V94H157ZM161 93H162V92H161ZM44 94H45V93H44ZM72 94H74V93H72ZM100 94H101V93H100ZM100 94H99V95H100ZM104 94H105V93H104ZM128 94H129V93H128ZM139 94H140V93H139ZM146 94H148V93H146ZM146 94H145V96H143V97H147ZM159 94H160V93H159ZM15 95H16V94H15ZM17 95H18V94H17ZM63 95H64V94H63ZM66 95H67V94H66ZM66 95H65V96H66ZM86 95H87V94H86ZM88 95H90V91H89V94H88ZM130 95H131V94H130ZM130 95H128V96H130ZM137 95H138V94H137ZM162 95H163V93H162ZM21 96H22V94H21ZM24 96H25V95H23V97H24ZM47 96H48V94H47ZM77 96H78V95H77ZM79 96H80V94H79ZM79 96H78V97H79ZM109 96H110V95H109ZM123 96H124V95H123ZM139 96H141V95H139ZM148 96H149V94H148ZM153 96H154V95H153ZM181 96H182V95H181ZM53 97H55V96H53ZM86 97H87V96H86ZM86 97H85V98H86ZM90 97H91V96H90ZM101 97H102V94H101ZM111 97H112V96H111ZM111 97H110V98H111ZM113 97H114V95H113ZM113 97H112V98H113ZM130 97H131V96H130ZM161 97H162V96H161ZM179 97H180V96H179ZM74 98H75V97H74ZM87 98H88V97H87ZM114 98H116V97H114ZM132 98H133V97H132ZM140 98H141V97H140ZM49 99H50V98H49ZM66 99H67V98H66ZM72 99H73V97H72ZM102 99H104V97H103ZM124 99H125V96H124ZM144 99H145V98H144ZM146 99H147V98H146ZM154 99H155V98H154ZM158 99H159V98H158ZM161 99H163V98H161ZM178 99H179V98H178ZM54 100H55V99H54ZM73 100H74V99H73ZM99 100L102 102V100L100 99V97H99ZM119 100H120V99H119ZM139 100H140V99H139ZM21 101H22V100H21ZM65 101H66V100H65ZM71 101H72V100H71ZM81 101H84V100H81ZM88 101H89V100H88ZM116 101H117V100H116ZM132 101H134V99H133ZM132 101H131V103H132ZM179 101H180V100H179ZM25 102H26V101H25ZM73 102H74V101H73ZM84 102H85V101H84ZM123 102H125V101L123 100ZM127 102H128V101H127ZM142 102H143V101H142ZM148 102H149V100H148ZM159 102H160V101H159ZM159 102H158V103H159ZM28 103H29V102H28ZM51 103H52V102H50V104H51ZM61 103H62V102H61ZM74 103H75V102H74ZM163 103H164V102H163ZM170 103H171V102H170ZM170 103H168V104H170ZM208 103H209V102H208ZM70 104H72V103H70ZM82 104H83V103H82ZM85 104H87V103H85ZM89 104H90V103H89ZM127 104H128V103H127ZM129 104H130V103H129ZM132 104H134V103H132ZM140 104H141V103H140ZM152 104H153V103H152ZM164 104H165V103H164ZM168 104H167V105H168ZM173 104H174V103H173ZM173 104H172V105H173ZM214 104H215V102H214ZM262 104H263V103H262ZM68 105H69V104H68ZM73 105H74V104H73ZM76 105H77V104H76ZM97 105H98V104H97ZM124 105H125V104H124ZM142 105H143V104H142ZM162 105H163V104H161V106H162ZM167 105H166V106H167ZM179 105H180V104H179ZM208 105H209V104H208ZM219 105H220V104H219ZM74 106H75V105H74ZM78 106H79V104H78ZM95 106H96V105H95ZM129 106H130V105H129ZM129 106H128V107H129ZM131 106H132V105H131ZM134 106H136V105H134ZM138 106H139V105H138ZM159 106H160V105H159ZM170 106H171V105H170ZM176 106H178V105H176ZM180 106H181V105H180ZM183 106H184V105H183ZM183 106H182V107H183ZM87 107H88V106H87ZM89 107H90V106H89ZM121 107H122V105H121ZM123 107L125 108V106H123ZM132 107H133V106H132ZM148 107H149V106H147V110H148ZM162 107H163V106H162ZM171 107H172V106H171ZM171 107H170V108H171ZM186 107H188V106H186ZM189 107H190V106H189ZM189 107H188V109H189ZM193 107H194V106H193ZM195 107H196V106H195ZM209 107H210V106H209ZM64 108H65V107H64ZM79 108H80V107H79ZM92 108H93V107H92ZM98 108H99V107H98ZM98 108H97V110H99ZM157 108H158V106L155 107L156 110H157ZM166 108H167V107H166ZM168 108H169V107H168ZM179 108H180V107H179ZM205 108H206V107H205ZM50 109H51V108H50ZM66 109H67V108H66ZM69 109H70V108H69ZM88 109H90V108H88ZM94 109H96V108H94ZM131 109H133V111H134V110H136L137 108H136V109H135V108H131ZM131 109H130V110H131ZM149 109H150V107H149ZM172 109H174V108H172ZM175 109H176V108H175ZM183 109H184V108H182L181 111H184ZM190 109H191V108H190ZM202 109H203V107H202ZM77 110H78V109L76 108V111H77ZM81 110H82V109H81ZM139 110H140V109H139ZM158 110H159V109H158ZM164 110H166V109H164ZM176 110H177V109H176ZM186 110H187V109H186ZM186 110H185V111H186ZM195 110H197V109H195ZM207 110L209 111V109H207ZM207 110H206V111H207ZM214 110H215V109H214ZM219 110H220V109H219ZM51 111H52V110H51ZM53 111H54V110H53ZM90 111H91V110H90ZM170 111H171V110H170ZM178 111H180V110H178ZM202 111H203V110H202ZM232 111H233V110H232ZM54 112H55V111H54ZM68 112H69V111H68ZM84 112H85V111H84ZM87 112H88V111H87ZM125 112H126V111H125ZM152 112H154V110H153ZM152 112H151V113H152ZM162 112H163V110H162ZM167 112H169V111H167ZM190 112H192V111H190ZM210 112H211V111H210ZM220 112H221V111H220ZM220 112H219V113H220ZM82 113H83V112H82ZM85 113H86V112H85ZM91 113H93V112H91ZM131 113H132V112H131ZM135 113H136V111L134 112V115H135ZM140 113H141V112H140ZM140 113H139V114H140ZM145 113H146V112L144 111V114H145ZM151 113H150V114H151ZM156 113H157V112H156ZM165 113H166V112H165ZM170 113H171V112H170ZM180 113H181V112H180ZM183 113L185 114V112H183ZM187 113H188V112H187ZM203 113H205V112H203ZM206 113H207V112H206ZM221 113H222V112H221ZM55 114H56V113H55ZM93 114H94V113H93ZM96 114H97V113H96ZM125 114L128 115L129 113L127 112V113H125ZM163 114H164V112H163ZM168 114H169V113H168ZM208 114H209V113H208ZM212 114H213V113H212ZM224 114H225V113H224ZM71 115H72V114H71ZM122 115H123V114H122ZM134 115H133V116H134ZM158 115H160V114H158ZM201 115H203V114H201ZM206 115H207V114H206ZM79 116H80V115H79ZM82 116H83V115H82ZM84 116H85V115H84ZM128 116H129V115H128ZM144 116H145V115H144ZM146 116H147V115H146ZM156 116H157V115H156ZM160 116H161V115H160ZM164 116H165V115H164ZM174 116H175V115H174ZM185 116H186V115H185ZM204 116H205V115H204ZM235 116H236V115H235ZM97 117H98V116H97ZM123 117H124V116H123ZM130 117H131V116H130ZM136 117H137V116H136ZM147 117H148V116H147ZM178 117H179V116H178ZM233 117H234V116H233ZM237 117H238V116H237ZM241 117H242V115H241ZM245 117H246V115H245ZM30 118H31V117H30ZM34 118H35V115H34ZM70 118H71V116H70ZM84 118H85V117H84ZM87 118H88V117H87ZM93 118H94V117H93ZM125 118H126V117H125ZM127 118H128V117H127ZM143 118H144V117H143ZM154 118H155V116H154ZM158 118H159V117H158ZM161 118H162V117H161ZM161 118H160V119H161ZM169 118H170V117H169ZM174 118H176V117H174ZM180 118H181V117H180ZM27 119H28V118H27ZM76 119H77V118H76ZM81 119H82V118H81ZM90 119H92V118H90ZM96 119H97V118H96ZM96 119H95V121L99 120V119H97V120H96ZM123 119H124V118H123ZM130 119H131V118H130ZM130 119H129V120H130ZM133 119H134V118H133ZM160 119H158V120H160ZM166 119H167V117H166ZM176 119H177V118H176ZM176 119H175V120H176ZM197 119H198V118H197ZM199 119H201V118H199ZM199 119H198V120H199ZM82 120H83V119H82ZM92 120H93V119H92ZM129 120H128V121H129ZM134 120H135V119H134ZM142 120H143V119H142ZM154 120H155V119H154ZM162 120H163V119H162ZM170 120H171V118H170ZM172 120H173V119H172ZM184 120H185V119H184ZM235 120H236V119H235ZM238 120H239V119H238ZM28 121H29V120H28ZM30 121H31V120H30ZM90 121H91V120H90ZM136 121H137V120H136ZM138 121H139V120H138ZM140 121H141V120H140ZM144 121H145V120H144ZM150 121H151V120H150ZM152 121H153V120H152ZM189 121H190V119H189ZM213 121H214V120H213ZM236 121H237V120H236ZM246 121H247V120H246ZM74 122H75V121H74ZM76 122H77V121H76ZM76 122H75V123H76ZM92 122H93V121H92ZM131 122H132V121H131ZM163 122H165V121H163ZM176 122H177V121H176ZM77 123H78V122H77ZM81 123H82V121H81ZM97 123H99V121H98ZM133 123H134V121H133ZM144 123H145V122H144ZM144 123H142V124H144ZM151 123H152V122H151ZM170 123H171V122H170ZM172 123H173V122H172ZM190 123H191V122H190ZM192 123H193V122H192ZM203 123H204V122H203ZM238 123L240 124V121H239ZM127 124H128V123H127ZM131 124H132V123H131ZM131 124H130V125H131ZM138 124H140V123H138ZM175 124H176V123H175ZM175 124H174V125H175ZM208 124H209V123H208ZM217 124H218V123H217ZM235 124H236V123H235ZM243 124H244V123H243ZM94 125H95V124H94ZM98 125H100V124H98ZM101 125H102V124H101ZM101 125H100V126H101ZM125 125H126V124H125ZM134 125H135V124H134ZM158 125H159V123H158ZM171 125H172V124H171ZM171 125H170V126H171ZM187 125H188V124H187ZM210 125H211V124H210ZM213 125H214V124H213ZM220 125H222V124H220ZM240 125H241V124H240ZM244 125H245V124H244ZM244 125H243V126H244ZM247 125H248V124H247ZM87 126H88V125H87ZM138 126H139V125H138ZM141 126H143V125H141ZM147 126H148V125H147ZM147 126H146V127H147ZM159 126H160V125H159ZM170 126H169V127H170ZM189 126H192V125H188V127H189ZM222 126H223V125H222ZM249 126H250V125H249ZM34 127H35V126H34ZM40 127H42V126H40ZM88 127H89V126H88ZM90 127H91V126H90ZM132 127H133V126H132ZM144 127H145V125H144ZM144 127H143V128H144ZM164 127H165V125H164ZM174 127H175V126H174ZM178 127H179V126H178ZM178 127H177V130H178ZM180 127H182V126H180ZM185 127H186V126H185ZM194 127H196V126H194ZM217 127H218V126H217ZM227 127H228V126H227ZM46 128H47V127H46ZM93 128H94V127H93ZM95 128H96V127H95ZM125 128H126V127H125ZM129 128H130V127H129ZM151 128H152V127H150V129H151ZM160 128H161V127H160ZM166 128H167V127H166ZM170 128H172V127H170ZM219 128H220V126H219ZM229 128H230V127H229ZM247 128H248V127H247ZM23 129H24V128H23ZM40 129H41V128H40ZM54 129H55V128H54ZM90 129H91V128H90ZM134 129H135V127H134ZM140 129H141V128H140ZM185 129H186V128H185ZM185 129H184V130H185ZM195 129H196V128H195ZM195 129H193V131H194ZM200 129H201V128H200ZM209 129H210V128H209ZM221 129H223V128H221ZM230 129H231V128H230ZM245 129H246V128H245ZM79 130H80V129H79ZM126 130H127V129H126ZM144 130H145V129H144ZM159 130H160V129H159ZM162 130H164V129L162 128ZM167 130H168V128H167ZM170 130H173V129H170ZM186 130H188V129H186ZM189 130H190V129H189ZM198 130H199V129H198ZM202 130H203V129H202ZM215 130H216V129H215ZM42 131H43V130H42ZM48 131H49V130H48ZM80 131H81V130H80ZM89 131H90V130H89ZM128 131H129V130H128ZM137 131H138V130H137ZM141 131H142V130H141ZM141 131H140V132H141ZM160 131H161V130H160ZM210 131H212V130H210ZM221 131H222V130H221ZM242 131H244V130H242ZM252 131H253V130H252ZM49 132H51V131H49ZM130 132H131V131H130ZM147 132H148V131H147ZM153 132H155V131H153ZM165 132H166V131H165ZM165 132H164V133H165ZM51 133H52V132H51ZM132 133H133V132H132ZM138 133H139V132H138ZM142 133H143V132H142ZM144 133H145V132H144ZM159 133H160V132H159ZM162 133H163V132H162ZM173 133H174V132H173ZM23 134H24V133H23ZM26 134H27V133H26ZM38 134H39V133H38ZM40 134H41V133H40ZM128 134H129V133H128ZM128 134H127V135H128ZM160 134H161V133H160ZM167 134H168V133H167ZM174 134H175V133H174ZM183 134H184V133H183ZM46 135H49V134L46 133ZM51 135H52V134H51ZM82 135H84V134H82ZM127 135H126V136H127ZM137 135H138V134H137ZM144 135H147V134H144ZM154 135H155V134H154ZM186 135H187V134H186ZM25 136H26V135H25ZM44 136H45V135H44ZM60 136H61V135H60ZM64 136H65V135H64ZM181 136H182V135H181ZM188 136H189V135H188ZM40 137H43V136H40ZM48 137H50V136H48ZM128 137H130V136H128ZM137 137H138V136H137ZM149 137H150V136H149ZM160 137H161V136H160ZM166 137H167V136H166ZM173 137H174V135H173ZM173 137H172V139H173ZM185 137H186V136H185ZM185 137H184V138H185ZM192 137H193V136H191V138H192ZM56 138H57V137H56ZM63 138H64V137H63ZM132 138H134L133 135H132ZM132 138H131V139H132ZM151 138H152V137H151ZM151 138H150V139H151ZM161 138H162V137H161ZM175 138H176V137H175ZM181 138H182V137H181ZM187 138L190 139L189 137H187ZM41 139H43V138H41ZM57 139H58V138H57ZM138 139H140V137H139ZM62 140H63V139H62ZM123 140H124V139H123ZM146 140H147V139H146ZM146 140H145V141H146ZM158 140H159V139H158ZM168 140H169V139H168ZM202 140H203V139H202ZM76 141H77V140H76ZM113 141H114V139H113ZM134 141H135V140H134ZM150 141H151V140H150ZM152 141H153V138H152ZM173 141H174V140H173ZM194 141H195V140H194ZM56 142H57V141H56ZM78 142H79V141H78ZM132 142H133V141H132ZM146 142H147V141H146ZM146 142H145V143H146ZM191 142H193V141H191ZM42 143L45 145L44 141H43ZM137 143H139V142H137ZM141 143H142V142H141ZM151 143H152V142H151ZM155 143H157V142H155ZM158 144H159V143H158ZM115 145H116V144H115ZM134 145H135V144H134ZM141 145H142V144H141ZM144 145H147V144H144ZM74 146H75V145H74ZM79 146H80V145H79ZM117 146H119V145H117ZM136 146H137V145H136ZM148 146H149V145H148ZM152 146H153V144H152ZM187 146H188V145H187ZM71 147H73V146H71ZM124 147H125V146H124ZM53 148H54V147H53ZM129 148H131V147H129ZM138 148H140V146H139ZM143 148H144V147H143ZM181 148H182V147H181ZM125 149H127V148H125ZM133 149H134V148H133ZM46 150H47V149H46ZM51 150H52V149H51ZM47 151H48V150H47ZM62 151H63V150H62ZM76 151H77V150H76ZM79 151H80V150H79ZM79 151H78V152H79ZM52 152H53V151H52ZM73 152H74V151H73ZM121 152H122V151H121ZM131 152H132V151H131ZM79 153H80V152H79ZM143 153H144V152H143ZM143 153H142V154H143ZM40 154H41V153H40ZM65 154H66V153H65ZM138 154H139V153H138ZM223 154H224V153H223ZM130 155H131V154H130ZM130 155H129V156H130ZM65 156H66V155H65ZM131 156H132V155H131ZM147 156H148V155H147ZM137 157H138V156H137ZM159 157H160V156H159ZM218 157H220L219 154H218ZM11 158H12V157H11ZM77 158H78V157H77ZM127 158H130V157H127ZM156 158H157V157H156ZM175 158H176V157H175ZM224 158H226V157H224ZM80 159H81V158H80ZM134 159H135V158H134ZM152 159H153V158H152ZM58 160H59V159H58ZM180 160H181V159H180ZM59 161H60V160H59ZM65 161H66V159H65ZM130 161H131V158H130ZM60 162H61V161H60ZM67 162H68V161H67ZM154 163H155V162H154ZM64 164H66V163H64ZM27 165H29V164H27ZM75 166H76V165H75ZM176 166H177V165H176ZM178 167H179V166H178ZM175 169H176V168H175ZM170 170H171V169H170ZM177 170H178V169H177ZM177 170H176V171H177ZM164 172H165V171H164ZM179 173H180V172H179ZM184 173H185V172H184ZM165 174H166V173H165ZM165 174H164V175H165ZM182 174H183V173H182ZM182 174H179V175L176 174V175L180 176V175H182ZM187 175H188V174H187ZM192 175H193V174H192ZM172 176H173V175H171V177H172ZM188 176H189V175H188ZM207 177H208V176H207ZM164 178H165V177H164ZM162 179H163V178H162ZM185 179H188V178H185ZM169 180H170V179H169ZM202 180H203V178H202ZM174 181H175V180H174ZM175 182H176V181H175ZM192 182H193V181H192ZM197 182H198V181H197ZM229 182H230V181H229ZM178 183H179V182H178ZM201 183H202V181H201ZM230 183H231V182H230ZM162 184H163V183H162ZM164 184H165V183H164ZM195 184H197V183H195ZM192 185H193V184H192ZM216 185H217V184H216ZM219 186H220V185H219ZM233 186H234V185H233ZM163 187H164V186H163ZM196 187H197V186H196ZM205 188H206V187H205ZM206 189H207V188H206ZM165 190H166V188H165ZM201 191H202V190H201ZM210 191H211V190H210ZM210 191H209V192H210ZM183 192H184V191H183ZM196 192H200V190H199V191H196ZM206 192H207V191H206ZM212 192H213V191H212ZM230 192H232V191H230ZM112 193H113V192H112ZM165 193H166V192H165ZM168 193H169V191H168ZM171 193H172V192H171ZM171 193H170V194H171ZM110 194H111V193H110ZM196 194H197V193H196ZM217 194H218V192H217ZM230 194H231V193H230ZM112 195H113V194H112ZM165 195H166V194H165ZM167 195H168V194H167ZM189 195H190V194H189ZM208 195H209V194H208ZM208 195H207V196H208ZM223 195H224V194H223ZM110 196H111V195H110ZM163 196H164V194H163ZM190 196H191V195H190ZM211 196H212V195H211ZM171 198H172V197H171ZM187 198H188V197H187ZM221 198H224V197H221ZM230 198H231V197H230ZM197 199H198V198H197ZM208 199H209V198H208ZM228 199H229V197H227V200H228ZM192 200H194V199H192ZM195 200H196V199H195ZM205 200H206V199H205ZM213 200H214V199H213ZM224 200H225V199H224ZM214 201H215V200H214ZM230 201H231V200H230ZM215 202H216V201H215ZM217 202H218V201H217ZM219 202H220V201H219ZM190 203L192 204V202H190ZM194 203H195V202H194ZM209 203H210V202H209ZM209 203H208V204H209ZM220 203H221V202H220ZM225 204H226V203H225ZM225 204H224V205H225ZM230 204H231V203H230ZM188 205H189V204H188ZM214 205H215V204H214ZM216 205H217V204H216ZM222 205H223V204H222ZM222 205H221V206H222ZM120 206H121V205H120ZM227 206H228V205H227ZM230 206H231V205H230ZM108 207H109V206H108ZM233 207H234V206H233ZM233 207H231V208H233ZM221 208H222V207H221ZM231 208H229V209H231ZM238 208H239V206H238ZM216 209H218V208H216ZM108 210H109V209H108ZM218 210H219V209H218ZM220 210H221V209H220ZM234 210H235V209H234ZM18 211H19V210H18ZM22 211H23V210H22ZM235 212H236V211H235ZM238 212H239V211H238ZM8 214H9V213H8ZM224 214H225V213H224ZM226 214H228V213H226ZM232 214H233V213H232ZM232 214H231V215H232ZM109 215H110V214H109ZM229 215H230V213H229ZM84 216H85V215H84ZM226 216H227V215H226ZM226 216H225V217H226ZM123 217H124V216H123ZM232 217H233V216H232ZM124 218H125V217H124ZM185 218H186V217H185ZM234 218H235V216H234ZM106 219H107V218H106ZM111 219H112V218H111ZM223 219H224V218H223ZM223 219H222V220H223ZM225 219H226V218H225ZM225 219H224V221H225ZM228 219H229V218H228ZM188 221H189V220H188ZM4 222H6V221H4ZM120 223H121V222H120ZM0 224H1V223H0ZM7 224H8V223H7ZM83 224H84V223H83ZM202 225H203V224H202ZM205 225H206V224H205ZM205 225H204V226H205ZM191 226H192V225H191ZM194 226H195V225H193V228H194ZM206 226H208V225H206ZM202 228H203V227H202ZM202 228H201V229H202ZM116 229H117V227H116ZM121 229H122V228H121ZM195 229H196V228H195ZM197 229H198V228H197ZM205 229H206V227H205ZM203 230H204V229H203ZM203 230H201V231H203ZM117 231H118V230H117ZM180 231H181V230H180ZM182 231H183V230H182ZM201 231H200V232H201ZM139 232H140V231H139ZM175 232H176V231H175ZM195 232L197 233L198 231L195 230ZM203 232H204V231H203ZM141 233H142V232H141ZM143 233H144V232H143ZM188 233H189V232H188ZM174 234H176V233H174ZM191 234H192V232H191ZM202 234H203V233H202ZM205 234H206V233H205ZM33 235H34V234H33ZM177 235H178V234H177ZM172 237H173V236H172ZM174 237H175V236H174ZM195 237H196V236H195ZM133 238H134V237H133ZM183 238H184V237H183ZM185 238H186V237H185ZM193 238H194V237H193ZM175 239H177V238H175ZM194 239H195V238H194ZM140 240H141V238H140ZM173 240H174V239H173ZM179 240H180V239H179ZM177 241H178V240H177ZM182 241H183V240H182ZM182 241H181V243H182ZM188 241H189V240H188ZM196 241H197V240H196ZM183 242H184V241H183ZM189 242H190V241H189ZM175 243H176V242H175ZM181 243H180V244H181ZM176 244H177V243H176ZM178 245H179V244H178ZM182 245H183V244H182ZM184 245H185V244H184ZM191 245H193V244H191ZM174 246H175V245L173 244V247H174ZM171 247H172V246H171ZM185 247H186V246H185ZM188 247H189V246H188ZM163 249H164V248H163ZM163 249H162V250H163ZM177 249H178V247H177ZM169 250H170V249H168V251H169ZM180 250H181V249H180ZM180 250H177V251L179 252ZM166 251H167V249H166ZM180 252H181V251H180ZM176 256H177V255H176ZM168 257H170V255H169ZM174 257H175V256H174Z\"/></svg>","mask_w":264,"mask_h":264},{"label":"water","instance_id":"95a60500","mask_svg":"<svg viewBox=\"0 0 264 264\" xmlns=\"http://www.w3.org/2000/svg\"><path fill=\"white\" fill-rule=\"evenodd\" d=\"M45 74V77L48 79V80H50V81H54L51 77H49L46 73H44ZM65 132V131H64ZM134 234H135V232H134ZM135 236V238H137V236L136 235H134ZM137 245H138V242H137ZM140 252H141V249H140ZM143 260H144V258H143Z\"/></svg>","mask_w":264,"mask_h":264},{"label":"snow or ice","instance_id":"6c2138e0","mask_svg":"<svg viewBox=\"0 0 264 264\" xmlns=\"http://www.w3.org/2000/svg\"><path fill=\"white\" fill-rule=\"evenodd\" d=\"M0 250H2V249H0Z\"/></svg>","mask_w":264,"mask_h":264}]
</instances>
